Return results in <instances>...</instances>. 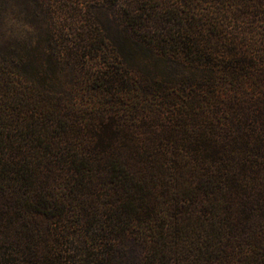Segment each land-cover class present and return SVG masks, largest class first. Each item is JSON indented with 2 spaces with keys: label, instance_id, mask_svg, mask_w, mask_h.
Segmentation results:
<instances>
[{
  "label": "trees",
  "instance_id": "obj_1",
  "mask_svg": "<svg viewBox=\"0 0 264 264\" xmlns=\"http://www.w3.org/2000/svg\"><path fill=\"white\" fill-rule=\"evenodd\" d=\"M126 1L124 32L152 34L133 48L172 78L151 97L120 45L92 147L59 145L67 122L16 94L24 56L0 52V264H60L57 242L99 264H264V0ZM122 106L163 127L141 136Z\"/></svg>",
  "mask_w": 264,
  "mask_h": 264
},
{
  "label": "rangeland",
  "instance_id": "obj_2",
  "mask_svg": "<svg viewBox=\"0 0 264 264\" xmlns=\"http://www.w3.org/2000/svg\"><path fill=\"white\" fill-rule=\"evenodd\" d=\"M126 2L0 0V52L10 51L14 64H20L19 58L24 56V91L19 94L17 90L20 85L18 76L15 78L14 90L27 103L40 100L43 112L56 110L60 113L67 124L60 133L57 132V136L59 145L65 147L66 152L76 150L79 146L88 144L92 147L96 144L97 140L89 129L95 130L101 124L94 108L100 97H104V93L98 91L99 87L103 81H107L96 77L109 65L120 66L113 63L111 58L113 53L120 55V45L124 47L126 44V50L136 52L135 57H130L128 62L133 64V68H140L142 73H150L151 81L156 83L151 97L156 94L161 96L158 91L161 81L172 78L169 62L152 59L149 49L144 45L140 50L133 48V40H147L152 34L140 32L141 36L135 35L131 26L128 29L132 33L128 29L124 32V20L126 24L128 21L124 17ZM37 71L45 81L44 87L37 84ZM158 99L154 100L157 102ZM150 105L157 106L155 103ZM125 108L129 106L120 107L121 112L131 120L130 123L138 126L141 136L151 137L157 128L163 127L157 116H154V111L143 109L146 107L134 110ZM67 206L69 211L73 209ZM57 244V252L61 253L62 258H67L60 264H99L100 261L95 259L103 258L102 254H97L104 252L101 249H89L85 254H76L62 243Z\"/></svg>",
  "mask_w": 264,
  "mask_h": 264
}]
</instances>
